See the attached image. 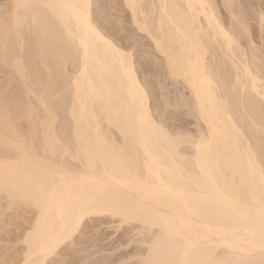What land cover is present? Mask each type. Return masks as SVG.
I'll use <instances>...</instances> for the list:
<instances>
[{"label":"bare ground","instance_id":"obj_1","mask_svg":"<svg viewBox=\"0 0 264 264\" xmlns=\"http://www.w3.org/2000/svg\"><path fill=\"white\" fill-rule=\"evenodd\" d=\"M123 3L188 88L203 142L159 134L133 54L95 25L92 0L0 1V65L22 87H0V207L32 213L4 236L3 259L50 264L85 219L108 214L135 223L131 264H264V61L214 0Z\"/></svg>","mask_w":264,"mask_h":264},{"label":"rangeland","instance_id":"obj_2","mask_svg":"<svg viewBox=\"0 0 264 264\" xmlns=\"http://www.w3.org/2000/svg\"><path fill=\"white\" fill-rule=\"evenodd\" d=\"M92 1V9H94L92 10L94 18H92L96 23L95 25H98L97 27L101 29L102 33L115 42V44L133 54L132 59L134 61L136 76L147 92L149 110L155 121L163 125L166 129L183 130L186 134L189 133L188 135L194 134L192 136L194 137L195 133L198 131L197 125L199 123L196 117L191 113L192 111L190 112L191 109H189L191 96L188 92V88L183 85L182 81L179 79L170 77L166 69L161 66L163 63V55L154 49L150 39L132 22L130 11L124 5L123 0ZM214 2L219 18L225 25L228 26L229 23L232 25V22L233 24L236 22L238 25H246L244 28H242L243 25L240 27L242 34V38L240 36L239 39L241 40L240 45L245 51L252 44L250 47L252 49L248 50H251V54L253 51L256 54L258 53L259 55H256L258 59L256 58L255 61L258 62L259 60L258 63H262L261 60L264 61V51L261 50V44L264 43V33L262 34L259 30L257 16L259 12H262V9H264V0H236L238 4L236 2L232 4L234 8L229 6L233 9L237 8V6L238 9H241L240 7L243 8L240 10V13H243L245 17H240L238 23L237 20L232 17L233 15L230 12L232 9L229 11L230 8L226 6L227 4L224 3V0H214ZM239 15L242 16V14ZM241 20L244 23H239ZM238 32L240 33V30ZM239 33H237V36H239ZM251 54L249 52L247 55ZM68 65L69 64H66V66L72 70V67H70L71 63L70 66ZM263 65L262 67L259 66L263 69ZM18 84H20V82L15 70L10 66L2 67L0 65V87H3L5 91L7 90L6 92L12 95L19 87L22 88L21 85L19 86ZM42 85L38 88L43 92L40 91L41 94L40 92L36 94L37 97L40 95L43 96L44 91L48 89V84L45 85L43 83ZM48 95L50 96L51 94H47V96ZM47 96H44L45 101L48 99V101H50V99L54 98L53 96H51L52 98L48 96L47 99ZM1 208L2 207H0V264H6L7 261H5V258H10L11 256L9 257L8 251L6 252V245L2 241L3 238H5L7 234H10L9 232L18 230L21 225H26L32 213L28 210L21 211L20 209H15L14 212L12 211L13 213H10V211L3 212ZM91 218L92 219H85L81 227V233H77L74 236L72 243L69 242V245L67 244V246L65 245L66 247H62L57 255L58 257L56 256L50 261V264H97V261L98 264H113L111 261H113L114 264L133 263L134 259L132 256L137 254L136 252L139 249L135 241L139 237L137 234L138 230L136 227L134 229L135 223L134 225L123 223L119 226V222L116 221L117 218L108 214ZM6 244L7 246L10 245L9 243ZM220 252V254L224 255L223 251ZM104 256L108 258L106 257V259ZM3 257L5 258L3 259ZM83 257L88 258V260H85ZM101 258L103 259L101 260ZM90 259L92 260L90 261ZM11 260H13V258ZM115 261L117 262L115 263Z\"/></svg>","mask_w":264,"mask_h":264},{"label":"snow or ice","instance_id":"obj_3","mask_svg":"<svg viewBox=\"0 0 264 264\" xmlns=\"http://www.w3.org/2000/svg\"><path fill=\"white\" fill-rule=\"evenodd\" d=\"M17 7H24V5H17ZM261 28L262 31H264V18L261 20ZM261 50L264 51V43L261 44ZM157 128V131L160 135L167 138L170 142L173 144L179 146L183 144H191L195 146L197 149L200 147V143L203 142L204 137H201L200 143L197 142V139L195 137H192L188 134H186L183 130H177V129H166L162 125H154ZM17 148L20 151H26L27 150V144L24 142H20L17 144ZM11 196L16 197L19 195H23L22 193L17 192H11L9 193ZM110 211L115 215H120L122 213V210L119 208H111ZM49 251L52 250V247L50 246ZM26 264H31V261L26 262Z\"/></svg>","mask_w":264,"mask_h":264}]
</instances>
